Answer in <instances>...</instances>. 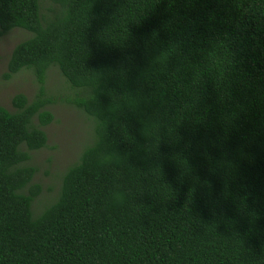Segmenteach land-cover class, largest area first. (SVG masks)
<instances>
[{
  "label": "trees",
  "instance_id": "16d2710c",
  "mask_svg": "<svg viewBox=\"0 0 264 264\" xmlns=\"http://www.w3.org/2000/svg\"><path fill=\"white\" fill-rule=\"evenodd\" d=\"M14 29L38 93L0 106V264H264V0H0ZM52 66L94 142L33 217Z\"/></svg>",
  "mask_w": 264,
  "mask_h": 264
},
{
  "label": "rangeland",
  "instance_id": "374dc122",
  "mask_svg": "<svg viewBox=\"0 0 264 264\" xmlns=\"http://www.w3.org/2000/svg\"><path fill=\"white\" fill-rule=\"evenodd\" d=\"M49 6L48 1L43 2V10ZM30 36L24 30L14 29L0 38V106L9 111L13 110L10 102L14 95L23 94L32 101L38 93L37 82L29 70H22L9 79L3 77L12 49ZM45 94L52 101L46 110L53 115V122L42 128L47 136L46 147L31 152L27 163L36 168L32 182L42 188L41 195L32 203L33 217L56 200L62 175L94 142V119L69 102L79 97L81 91L71 88L56 67L52 66L47 71Z\"/></svg>",
  "mask_w": 264,
  "mask_h": 264
}]
</instances>
